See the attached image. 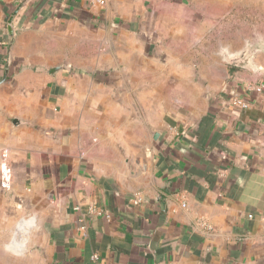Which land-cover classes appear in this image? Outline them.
<instances>
[{
  "label": "crops",
  "instance_id": "1",
  "mask_svg": "<svg viewBox=\"0 0 264 264\" xmlns=\"http://www.w3.org/2000/svg\"><path fill=\"white\" fill-rule=\"evenodd\" d=\"M255 37L264 0H0V264H264Z\"/></svg>",
  "mask_w": 264,
  "mask_h": 264
},
{
  "label": "water",
  "instance_id": "2",
  "mask_svg": "<svg viewBox=\"0 0 264 264\" xmlns=\"http://www.w3.org/2000/svg\"><path fill=\"white\" fill-rule=\"evenodd\" d=\"M21 7L17 8L8 21V31L12 38L15 36L13 23L16 15ZM258 53H264V39L255 37L254 42H247L246 47L239 53H230L226 50L222 51L224 62L230 67L237 69H248L255 72H263V69L255 64L254 59ZM9 63L7 64V69Z\"/></svg>",
  "mask_w": 264,
  "mask_h": 264
},
{
  "label": "built area",
  "instance_id": "3",
  "mask_svg": "<svg viewBox=\"0 0 264 264\" xmlns=\"http://www.w3.org/2000/svg\"><path fill=\"white\" fill-rule=\"evenodd\" d=\"M109 1L110 0H90V2L92 4H96L99 7H105L109 3ZM232 101H233V105L235 107L241 109V110H246L250 106L248 102L243 101L240 98H234ZM6 157H7V155L4 154L3 155V159H6ZM222 160L226 161L227 160V156L226 155H222ZM0 167H1V172L3 174H5V171L7 170V164L5 162H3V163H1ZM139 203H140V199H136L135 200V204H139ZM91 213L95 214V215H98V216L109 217L106 213H102L100 211L99 212L98 211L97 212L96 211H92ZM81 228L85 229V223L84 222L82 223V227ZM97 259H98L97 255H94L92 257V260H94V261L97 260Z\"/></svg>",
  "mask_w": 264,
  "mask_h": 264
}]
</instances>
